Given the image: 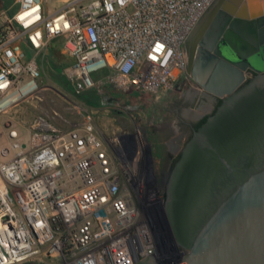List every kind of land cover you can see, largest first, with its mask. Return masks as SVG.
Returning a JSON list of instances; mask_svg holds the SVG:
<instances>
[{
  "label": "built area",
  "instance_id": "built-area-1",
  "mask_svg": "<svg viewBox=\"0 0 264 264\" xmlns=\"http://www.w3.org/2000/svg\"><path fill=\"white\" fill-rule=\"evenodd\" d=\"M212 2L0 0V113L45 87L40 68L55 39L72 60L63 73L74 88L109 85L112 96L162 99L189 76L184 41ZM80 116L78 127L62 129L38 114L27 144L8 130L0 264H134L158 255V195L148 197L142 172L137 182L129 144L111 149L92 111Z\"/></svg>",
  "mask_w": 264,
  "mask_h": 264
},
{
  "label": "water",
  "instance_id": "water-1",
  "mask_svg": "<svg viewBox=\"0 0 264 264\" xmlns=\"http://www.w3.org/2000/svg\"><path fill=\"white\" fill-rule=\"evenodd\" d=\"M184 49L186 73L224 101L182 148L158 255L134 264H264V0H213Z\"/></svg>",
  "mask_w": 264,
  "mask_h": 264
},
{
  "label": "rangeland",
  "instance_id": "rangeland-1",
  "mask_svg": "<svg viewBox=\"0 0 264 264\" xmlns=\"http://www.w3.org/2000/svg\"><path fill=\"white\" fill-rule=\"evenodd\" d=\"M57 42L59 43V41ZM58 43L52 44L57 46ZM58 49L60 50L59 44ZM59 52L56 56H52L49 53L42 62L40 68L41 76L38 79V84L45 87L40 89L36 94L18 101L9 109L20 106L27 115L35 116L41 113L52 118V120H65L71 117V122L78 121V125L81 122L80 112L82 109L92 111L96 125H100L115 140L120 138L121 143L125 145L127 143L129 144L127 148L134 155V159L136 158L134 163V174L137 175L136 180L138 182V180L142 179L140 176L142 172L145 184L147 185L146 193L148 197L154 199L157 195L159 196L160 191L151 187L149 183L151 170L164 166L166 153L175 156L185 142L186 136L181 132L178 118L174 114V110L170 109V104L172 101L174 102L183 98L189 76L185 78L181 77L174 89L156 102L149 100V94L147 92H133L135 95L131 94L128 97L131 105H137L133 109H125L120 104L116 106L114 104H102L101 102L90 105L85 104L82 100L76 99L75 96L65 91L55 80L53 76L55 70L51 67V59L54 58L57 63L62 64L64 66V72L69 58L63 55L61 51ZM103 74L104 71L102 70L94 75L98 79ZM108 86L96 85L94 88H96L95 90L99 94L100 92H105L106 87L109 88ZM78 93L85 97H92L91 100L94 99L97 101L92 96L94 94L92 88H79ZM120 94L126 95V93ZM136 96L138 99H142L140 108H138L139 102ZM1 113L0 118L2 116ZM8 145L5 140V135L0 136V147H8ZM149 151L151 154L150 157L148 156ZM12 154L13 152L10 150L9 155ZM5 157L0 155V159H4ZM146 157L147 161L145 159ZM137 162H139L141 168L145 165L143 167L144 171L136 172Z\"/></svg>",
  "mask_w": 264,
  "mask_h": 264
},
{
  "label": "flooded vegetation",
  "instance_id": "flooded-vegetation-1",
  "mask_svg": "<svg viewBox=\"0 0 264 264\" xmlns=\"http://www.w3.org/2000/svg\"><path fill=\"white\" fill-rule=\"evenodd\" d=\"M254 75L253 72H248L246 79L251 78ZM185 92L181 100L172 101L170 104V109L174 110V114L177 116L179 121L180 130L185 134V142L180 148L179 152L174 155L165 156L164 166L161 168H153L151 170L150 182L155 186L157 190L160 191L158 196V203L163 207L166 200L169 206H171L172 200L167 199V186L171 181L173 172L175 170L176 163L181 157V151L185 144H187L193 137L195 131L199 130L201 126L207 121L209 117L215 115L218 107L223 103V97L214 96L203 89H201L195 82L190 78L187 79ZM114 98L118 101L120 105L131 104L128 101V96L122 95L120 93H115ZM138 99V97H137ZM138 108L141 106L142 99H138ZM205 118L203 121L202 119ZM108 143L109 147L113 150L121 149V139L115 140L114 138L104 139ZM119 152V151H118ZM134 156V155H133ZM170 201V202H169ZM23 264H32L30 262H24Z\"/></svg>",
  "mask_w": 264,
  "mask_h": 264
},
{
  "label": "crops",
  "instance_id": "crops-1",
  "mask_svg": "<svg viewBox=\"0 0 264 264\" xmlns=\"http://www.w3.org/2000/svg\"><path fill=\"white\" fill-rule=\"evenodd\" d=\"M50 49H51V47H50ZM49 53L50 52L48 51V54ZM71 63H72V60L70 58H68L67 65L68 64L70 65ZM108 87H109L108 88L109 90L106 89L105 92L111 94L112 93L111 88H110V86H108ZM104 108H106V107H104ZM1 114H2V116L0 118V136L5 135V140L9 144L10 138L8 136V130L9 129H16L18 132L19 140L21 142H23L24 144H27L29 142L31 132L33 131L31 128L32 122L38 114H36L35 116L34 115H31V116L27 115V113L23 112V109H21L20 106H18L16 108L13 107L7 111L2 112ZM70 118L71 117H69L65 120H56V119L52 120V118L49 117L50 121L54 125L62 128V129H71V128L78 127L79 126L78 121H72L71 122L72 119H70ZM97 129H98V133L100 132L99 134L103 139L113 138L100 125L97 126Z\"/></svg>",
  "mask_w": 264,
  "mask_h": 264
},
{
  "label": "trees",
  "instance_id": "trees-1",
  "mask_svg": "<svg viewBox=\"0 0 264 264\" xmlns=\"http://www.w3.org/2000/svg\"><path fill=\"white\" fill-rule=\"evenodd\" d=\"M54 43H58L57 42V39H55L53 41V44ZM53 44L51 45V51H50V53H51L52 56H56L57 54L60 53L59 52L60 50L58 49V44H57V46H54ZM50 63H51V67L54 68V70H55V74L53 75L54 78H55V80L59 83V85L65 91H67L71 95L75 96L76 99L84 101L85 104L95 105L96 103H99L100 102V98H98L99 97V94L95 90L96 88H94V87L92 88V91L94 92V94H92V96H94V98L97 99V101H95L94 99L91 100L92 97H85V96H83L82 94L78 93V89L74 88L69 83V81L67 80V78L65 77V75L63 73L64 66L62 64H60V63H57L54 58L51 59V62ZM68 65H66V66H68ZM106 89H108V88L106 87ZM204 119L205 118H203L202 121ZM20 264H23V263H20Z\"/></svg>",
  "mask_w": 264,
  "mask_h": 264
}]
</instances>
